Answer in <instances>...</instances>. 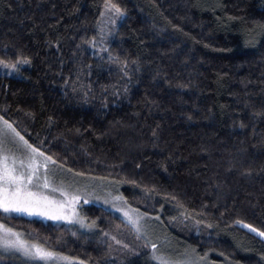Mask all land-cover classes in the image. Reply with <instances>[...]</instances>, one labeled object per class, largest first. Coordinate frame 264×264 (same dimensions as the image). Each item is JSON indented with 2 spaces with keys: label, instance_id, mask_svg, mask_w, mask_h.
I'll use <instances>...</instances> for the list:
<instances>
[{
  "label": "trees",
  "instance_id": "1",
  "mask_svg": "<svg viewBox=\"0 0 264 264\" xmlns=\"http://www.w3.org/2000/svg\"><path fill=\"white\" fill-rule=\"evenodd\" d=\"M119 2L127 17L113 50L135 60L140 71L128 96L100 111L98 100L79 103L65 80L74 78L79 59L93 64L97 93L116 80L106 64L97 67L76 48L93 34L102 0H0V55L19 51L32 61L21 78L0 74V113L68 167L126 175L176 195L193 215L203 211L196 218L217 227L201 225L198 233L194 221L179 222L174 201H152L157 212L164 204L160 225L179 251L181 245L209 251V264H264V240L235 224L264 230V0ZM56 38L59 50L47 44ZM114 120L124 126L111 127ZM120 191L144 210L140 188L123 184ZM83 213L99 217L105 230L119 225L121 239L134 248L143 244L113 212L84 206ZM9 223L53 244L60 238L66 254L90 264L108 259V238L96 232L24 218ZM118 251L112 252L116 264H154L142 246L139 255Z\"/></svg>",
  "mask_w": 264,
  "mask_h": 264
},
{
  "label": "snow or ice",
  "instance_id": "2",
  "mask_svg": "<svg viewBox=\"0 0 264 264\" xmlns=\"http://www.w3.org/2000/svg\"><path fill=\"white\" fill-rule=\"evenodd\" d=\"M126 17L127 10L119 0H102L93 34L90 37H82L81 44L76 45L80 57L88 53L97 62V67L106 64L108 74L116 76L115 81L100 85L97 93L90 79L93 75V64L85 63L83 59L76 61L78 66L74 78L70 76L65 80V84L69 85L70 82L72 93L78 98L79 103L89 104L98 100L99 110L104 111L110 107V102L115 103L130 93L129 86L133 82L134 74L140 71L139 65L135 60H129L127 56L113 50V40ZM47 44L57 50L61 46L59 38L49 40ZM31 62V58L22 52L17 51L14 55H9L4 51L0 55V73L5 76H23L22 69L31 65ZM81 77L88 82L85 83ZM188 119L191 120L192 117L188 116ZM109 124L113 128L124 126L121 120L109 121ZM76 131L79 132V129ZM155 135L153 132V136ZM119 166L111 165L112 168ZM140 166L136 165L137 168ZM116 175L118 179L113 178L112 173L106 176H93L66 166V163L59 161L54 154L45 151L42 142L40 144L30 142V134L26 138L18 125L0 113V253L22 256L27 264H90V258L85 260L79 256L66 254L60 238L53 244L48 237L24 231L9 223L14 219L39 217L68 225H78L80 229L90 233L96 232L114 242L119 246L118 249L108 240L103 241L107 245L108 256L104 264H116L118 257L112 255L113 251L120 250L139 255L137 248L141 246L149 250L147 254L154 264H209V251L201 252L191 245H181L183 251H175L167 234L162 240L161 237L153 239V224L155 222L164 224L160 214L164 204H160V211L157 212L155 203H152L157 196H161L165 202L174 201L183 217L179 222L194 221L193 227L198 233L202 230L201 225L207 229L217 227L196 218L203 216V211L193 215L176 195L161 193L156 185L140 184L134 178L119 173ZM123 184L140 188L144 210L134 206L124 196L120 191ZM92 202L102 203L107 206L109 212L120 213L121 224L130 229L135 239L142 240L143 244L134 248L126 240L121 239L119 225L116 226L115 232L105 230L98 223L99 217L91 219L83 214V205ZM176 219L170 218L169 223ZM235 224L264 238V230L260 228L242 220H236ZM72 235L76 236L77 232L73 231ZM219 254L225 255L223 252ZM261 256L264 259V253ZM120 264H123V261H120Z\"/></svg>",
  "mask_w": 264,
  "mask_h": 264
},
{
  "label": "rangeland",
  "instance_id": "3",
  "mask_svg": "<svg viewBox=\"0 0 264 264\" xmlns=\"http://www.w3.org/2000/svg\"><path fill=\"white\" fill-rule=\"evenodd\" d=\"M28 66H25L22 71L27 68ZM2 74V73H0ZM12 77H17V78H21L23 76H17V75H12ZM84 206H98L101 208H104L107 210V206L103 205L102 203H98V202H92L90 204L87 205H83ZM113 212L115 215H117L119 218L122 219L121 214L115 211H111ZM84 214V213H83ZM24 219H28L31 221H38L47 225H54L56 227H62V228H67V229H75L76 231H79L80 233H87V234H91L94 232H87L86 230L80 229L78 225H68L65 224L63 222H54V221H50V220H44L42 218L39 217H25ZM154 228V233H153V239H156L157 237H161V240L164 236V230L162 229V226L159 224V222H155L152 226ZM249 230V229H248ZM255 234V233H253ZM256 235V234H255ZM262 240H264V238H261ZM161 242V241H158ZM171 246L175 251H179L180 249H178L176 247V245L173 243V241H171ZM129 243V242H128ZM130 244V243H129ZM119 254H122L121 251H118ZM0 264H27L26 260L24 257L19 256V255H11L8 253H0Z\"/></svg>",
  "mask_w": 264,
  "mask_h": 264
}]
</instances>
